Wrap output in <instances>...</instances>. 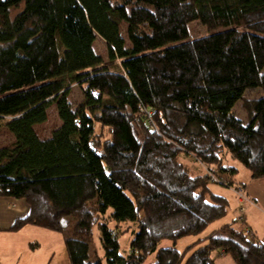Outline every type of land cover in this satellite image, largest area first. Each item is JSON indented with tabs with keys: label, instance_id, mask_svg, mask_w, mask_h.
<instances>
[{
	"label": "trees",
	"instance_id": "1",
	"mask_svg": "<svg viewBox=\"0 0 264 264\" xmlns=\"http://www.w3.org/2000/svg\"><path fill=\"white\" fill-rule=\"evenodd\" d=\"M194 21L210 35L190 38ZM97 38L119 67L96 55ZM70 83L84 96L76 109ZM258 89L244 125L234 106ZM53 105L61 124L42 140L35 126ZM2 129L15 141L0 148V198L28 207L9 231L62 234L70 264H264L248 228L198 237L227 213L209 186L237 173L223 153L264 178V0H0ZM130 223L122 255L116 231ZM94 230L103 254L90 261ZM187 237L198 239L180 252Z\"/></svg>",
	"mask_w": 264,
	"mask_h": 264
},
{
	"label": "rangeland",
	"instance_id": "2",
	"mask_svg": "<svg viewBox=\"0 0 264 264\" xmlns=\"http://www.w3.org/2000/svg\"><path fill=\"white\" fill-rule=\"evenodd\" d=\"M20 10V9H19ZM19 10L12 12V17L16 15ZM188 31L190 38H200L202 36H208L210 35V32L207 31V29L200 24L198 21L191 22L188 25ZM120 34L125 40V45L127 47H130L127 34H126V24L121 22L120 25ZM94 51L97 56L102 57L104 63L108 65V67L112 69H116L118 66V61L110 62L108 57V46L106 42L102 38H97V40L94 42L93 46ZM70 78L68 77L67 80ZM68 101L71 103L72 108L76 109L79 105H81V102L84 99L83 92L76 84H69L68 87ZM263 96L262 90H254V91H247V93L244 95L243 100L236 103L234 106V115L241 119L244 125L248 124V118L246 112L243 110L242 107V101L244 100H253L258 99L259 97ZM47 121L43 124L35 126V133L36 135L41 138L42 140H48L49 137L52 135V133L57 130L61 124V121L57 115L56 107L53 105L49 107L47 110ZM14 141L9 135V132L6 129L0 130V148H5V146H10L13 144ZM224 157L223 160V167L228 170L229 168H235L237 170L236 175H232L229 173L224 172H218L217 174H214L215 177L212 178L214 182L216 183L218 179L225 183L226 185H223L220 181L218 184H209L211 192L215 195L222 196L226 198L227 204V213L224 217L220 218L218 221H215L208 225V228L205 230L204 233L200 234L198 237H204L209 235L211 232H215V234H218L220 232V229L224 225H232L234 228L238 230H244L246 232L247 225L252 227L254 226V211L258 210L261 212L259 208H256L253 204H250L249 200H247V196L245 195L244 189H241L240 186L245 185L248 181H250V173L247 172V170L243 167L241 163H237L236 161H233L229 154H222ZM182 161H184L186 164L191 165L192 168H196L197 170H194V173H200L203 174L206 172V170L201 167L199 164L194 162H189L188 158L183 156ZM258 181V180H256ZM229 183H232V187H228L227 185ZM246 187V185H245ZM235 190V191H234ZM242 195V202H240L241 197L239 195ZM242 203V205H241ZM241 205V206H240ZM241 208H243L241 210ZM252 208V209H250ZM246 211V212H245ZM247 217L248 220H245ZM246 218V219H247ZM262 223V226H264V223ZM134 224H123L121 227H119V230L116 231L115 225L111 224V228L116 231V235L118 237L119 246H120V254L125 255L129 252V243L131 239L133 238V235L130 231L133 229ZM260 224L256 223V227H259ZM28 227V226H27ZM26 228V227H24ZM23 228V229H24ZM128 230V231H127ZM20 231V230H19ZM125 231V232H124ZM258 233L259 230L257 229ZM17 232H0V235H7L11 236L9 238H5V242L0 240V264H70V259L67 255V250L65 248V237L62 234H58L55 232H49L44 229L33 227L31 229V232H22L20 235H12ZM94 241L93 244L90 246V261H95V255L94 253L99 254L102 256L103 249L100 245V235L99 232L94 230L93 232ZM198 237H187L183 240H178L176 243V247L180 252H183L187 247L191 246L195 241L198 239ZM252 239H258L257 234H254V232L250 236ZM11 246L9 249H7ZM14 245V246H12ZM172 246V243L164 239L161 241L158 245V249L165 248ZM201 246V245H200ZM196 249L194 246L191 250L187 252V256L185 259L190 255V253ZM154 261V256L151 257L148 261V263ZM215 264H234L231 259L228 256H221L216 257Z\"/></svg>",
	"mask_w": 264,
	"mask_h": 264
},
{
	"label": "crops",
	"instance_id": "3",
	"mask_svg": "<svg viewBox=\"0 0 264 264\" xmlns=\"http://www.w3.org/2000/svg\"><path fill=\"white\" fill-rule=\"evenodd\" d=\"M9 135L11 136L13 141H15V139L10 133ZM245 185L246 187L244 188V192H245V195L247 196V200H249L251 204L253 201V204H254V205H251V207L255 206L256 208H259L261 210V212H259L258 210L253 212L254 213L253 215H255L254 216V226L252 227L248 226L247 224L248 222L245 224L247 225V228L251 231V234L253 232L254 234H257L258 236L257 240H260L264 244V226H262V223H261V222L264 223V178L258 181L250 179V181H248ZM27 212H28V207L27 205H25L23 200H20V199L15 200L11 198H7V199L0 198V232H5V233L8 232L11 225L16 220H18L21 216H24ZM246 218L245 220H248V218L247 219ZM256 223L260 224V226L255 229L254 227H256ZM32 228H33L32 226L26 227L12 235H20L22 234V232H31ZM257 229L259 230L260 233H258ZM9 237L11 236L1 234L0 240L5 242V238H9ZM10 247L11 246L9 245L7 249H9ZM221 256H224V255H221ZM221 256H218V257H221Z\"/></svg>",
	"mask_w": 264,
	"mask_h": 264
},
{
	"label": "built area",
	"instance_id": "4",
	"mask_svg": "<svg viewBox=\"0 0 264 264\" xmlns=\"http://www.w3.org/2000/svg\"><path fill=\"white\" fill-rule=\"evenodd\" d=\"M239 196L241 197L240 202H242V198H243V196H242L241 194H240ZM249 202H250V201H249ZM250 204H251V202H250ZM241 205H242V203H241ZM241 205H240V206H241ZM242 209H243V208H241V210H242Z\"/></svg>",
	"mask_w": 264,
	"mask_h": 264
}]
</instances>
